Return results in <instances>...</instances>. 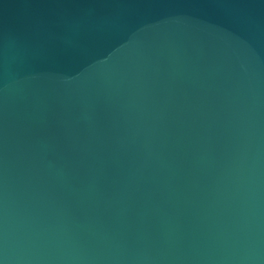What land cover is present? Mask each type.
I'll list each match as a JSON object with an SVG mask.
<instances>
[{
    "label": "water",
    "instance_id": "obj_1",
    "mask_svg": "<svg viewBox=\"0 0 264 264\" xmlns=\"http://www.w3.org/2000/svg\"><path fill=\"white\" fill-rule=\"evenodd\" d=\"M0 264H264V0H0Z\"/></svg>",
    "mask_w": 264,
    "mask_h": 264
}]
</instances>
